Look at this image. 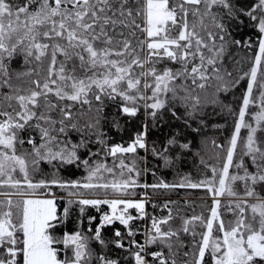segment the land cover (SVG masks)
<instances>
[{"label":"snow or ice","instance_id":"obj_1","mask_svg":"<svg viewBox=\"0 0 264 264\" xmlns=\"http://www.w3.org/2000/svg\"><path fill=\"white\" fill-rule=\"evenodd\" d=\"M0 264H264V0H0Z\"/></svg>","mask_w":264,"mask_h":264},{"label":"trees","instance_id":"obj_2","mask_svg":"<svg viewBox=\"0 0 264 264\" xmlns=\"http://www.w3.org/2000/svg\"><path fill=\"white\" fill-rule=\"evenodd\" d=\"M248 33L247 30L243 31V32H237L234 33V36L236 39H245L247 37ZM233 51L236 53L238 58H242L245 56V51L242 49H233ZM242 64L244 69L246 70L247 68V64L244 63V61L242 60ZM237 97H239L240 93L237 92ZM236 104H239V100H236ZM110 112H115V108L114 107H110L109 108ZM127 118H124L121 120V124L124 125V121ZM214 124H225V120L221 119L219 116H214L211 117L209 120V126L208 128L204 129L203 135H206L210 138H218V139H222L223 136H227L230 134L231 131V117L227 118V123L225 124L226 127V131L223 129H216L213 127ZM138 125H139V120L134 119L133 121L127 123L125 125L126 127V131H122V132H117L116 130H113V139L114 141H119L121 139V137H123L124 139H128L129 135L136 131L138 129ZM193 127H195V125H193ZM176 134V133H180L183 137H186L187 140H193V138L195 137L194 143L196 145V147H194L192 149V153L191 154H187L181 157L180 161L177 163V168L179 169V173L180 175H185L188 174L190 175L192 180H198L201 177V172H202V168L200 167L199 164V157L195 155V153H197L199 151L200 145H201V140H202V135L197 134L192 132V130L190 128H184L182 127V122L179 120H172L170 117L168 118V124L164 125L162 129H154L149 137V145L151 146V144L153 142H155L157 144V146H160V143L162 141H164L165 137L169 134ZM191 133V134H189ZM221 133L223 135H221ZM141 154L144 155L145 153L143 152V150H141ZM205 159H207V157H205ZM150 162L154 165L155 161H152L150 158ZM209 163H212V161H209ZM80 175L79 172H76V177H78ZM158 176H162L165 180H167L168 182H176L179 179V176L176 173L175 169L169 170V169H163L161 168L158 172H157ZM73 177V178H76ZM144 180L148 183H152L154 182V177H152L151 175L145 176ZM204 195V193L201 190H192V189H181L179 190L178 193H173L171 194V198L173 200H180L181 202H183L184 199H189L191 201L195 202L196 205V212L199 213L201 211V207H200V198ZM149 211H155L156 215H164L165 213L160 210V209H156L153 210L151 208H149ZM189 214H191L190 210H189ZM138 226L143 228L144 227V223L143 222H138ZM72 225H69V228H71ZM139 239H142V237H138Z\"/></svg>","mask_w":264,"mask_h":264},{"label":"rangeland","instance_id":"obj_3","mask_svg":"<svg viewBox=\"0 0 264 264\" xmlns=\"http://www.w3.org/2000/svg\"><path fill=\"white\" fill-rule=\"evenodd\" d=\"M144 223V222H143Z\"/></svg>","mask_w":264,"mask_h":264}]
</instances>
